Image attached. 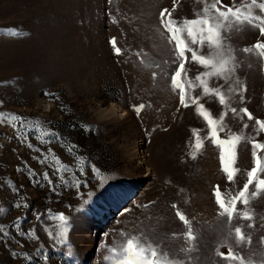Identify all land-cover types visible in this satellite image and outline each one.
I'll return each mask as SVG.
<instances>
[{
    "label": "rangeland",
    "instance_id": "374dc122",
    "mask_svg": "<svg viewBox=\"0 0 264 264\" xmlns=\"http://www.w3.org/2000/svg\"><path fill=\"white\" fill-rule=\"evenodd\" d=\"M261 4L0 0V264H264Z\"/></svg>",
    "mask_w": 264,
    "mask_h": 264
},
{
    "label": "snow or ice",
    "instance_id": "6c2138e0",
    "mask_svg": "<svg viewBox=\"0 0 264 264\" xmlns=\"http://www.w3.org/2000/svg\"><path fill=\"white\" fill-rule=\"evenodd\" d=\"M260 7H261L262 10H264V4H261ZM229 12H231V9H229ZM161 15L163 16V13H161ZM219 15L222 16V17L227 18V14H226V13L221 12V13H219ZM193 23H196V22L194 21ZM202 23H205V24H206L207 21H203ZM260 31H261L262 34H264V27H262V28L260 29ZM208 32H209V36H208V40H209V42H211V43H213L214 45H216L217 47H219V41H218V39H214V35H217V34L214 32V29L211 28V27H209V28H208ZM256 47H257V48H260V47H262V46L259 45V44H257ZM116 51H117V53H118V52H119V49H116ZM183 55H184V50H181V56H183ZM220 55H223V54L221 53ZM195 58H196V59H202L201 57H195ZM203 63L208 64V63H210V61H208V60H203ZM227 63H228V61H227L226 59H221L219 65H218V67H217V71H218V72H223V71H225V70H226L225 66L227 65ZM183 67H184V66H183V64H182V65L180 66L181 70H183ZM180 75H181V72H180V71H177V72L175 73V77H176V78H178ZM176 78L173 79V83H174V84H176ZM223 102H224V96L221 95V96H220V103L223 104ZM181 103H184V96H183V95H181ZM232 111L235 112L236 109L233 108ZM244 111L247 112L246 109H244ZM201 115L204 116V118L207 120V122H208L209 125H213V128H212V136L215 137V136H216V130H215V127H214V124H215L214 120H212L211 118H209V115H208V113H206V112H201ZM249 119H251V115H250V114H249ZM257 123L260 125V127H261L262 129H264V122L257 121ZM238 139H239V137H236V138H234V139H232V140H230V141H224V142H220V143H228V144H230L231 146L234 147V146L236 145ZM197 147H199V145H197ZM254 147H255V148H260L261 145L256 144V145H254ZM221 159H223V157H221ZM225 170L228 171L227 168H226ZM232 175H233L232 172H228L229 180L232 179ZM252 175H255V169L253 170ZM249 182H251V178H250ZM261 183L264 184V181H261ZM245 187H247V186H245ZM240 195L243 196L244 193L241 192ZM216 197H217V201H218V204H219L220 208L224 209V211H225L226 213L229 214V217H231V213H232L233 211H235V206H234V204H233L232 208L229 209V208L225 205L224 201L220 198L219 190L216 192ZM177 215H178V217H179V219H180L181 221H184L185 223H187L186 218H185V216H184L183 214H180V213L178 212ZM245 218H250V217H245ZM59 219H60L61 221H64V220H65V217H64L63 215H61V216L59 217ZM235 232H236V235L239 236L241 240H243V235L241 234V229H240L239 227H237V228L235 229ZM188 237H189V238H192V237H191V232H190V231H189V233H188ZM135 246H136V244H134V239H128V241H127V247H126L125 251L131 253V252L133 251V249H134ZM144 251H145V249H144L143 247H141V248H140V252H144ZM221 255H222V257H224L225 259H227V258H232V259H234V258H235V257L231 256L230 254H229L228 256H224V254H221ZM151 256H152V258H153V259H151V260H149L147 257H142V258H141V264H157V261H156L157 252H156V250H152V251H151ZM122 264H132V262L129 260V261H124V262H122Z\"/></svg>",
    "mask_w": 264,
    "mask_h": 264
}]
</instances>
